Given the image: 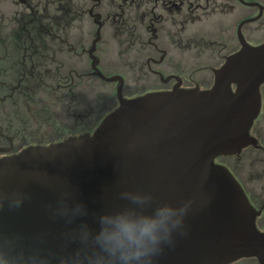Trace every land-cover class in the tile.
I'll list each match as a JSON object with an SVG mask.
<instances>
[{"label": "water", "instance_id": "1", "mask_svg": "<svg viewBox=\"0 0 264 264\" xmlns=\"http://www.w3.org/2000/svg\"><path fill=\"white\" fill-rule=\"evenodd\" d=\"M263 82L264 42L242 37L211 88L121 97L95 132L1 158L0 264H112L95 239L102 226L119 233L169 211L187 212L183 231L153 264L262 257L257 212L216 157L251 142ZM107 246L119 255L129 241Z\"/></svg>", "mask_w": 264, "mask_h": 264}, {"label": "flooded vegetation", "instance_id": "2", "mask_svg": "<svg viewBox=\"0 0 264 264\" xmlns=\"http://www.w3.org/2000/svg\"><path fill=\"white\" fill-rule=\"evenodd\" d=\"M262 17L264 0H0V159L95 132L121 97L211 88ZM260 93L251 142L216 161L264 233V82ZM230 264H264V253Z\"/></svg>", "mask_w": 264, "mask_h": 264}, {"label": "clouds", "instance_id": "3", "mask_svg": "<svg viewBox=\"0 0 264 264\" xmlns=\"http://www.w3.org/2000/svg\"><path fill=\"white\" fill-rule=\"evenodd\" d=\"M17 203L10 208H19ZM185 211L180 218H175L174 213L169 211L168 215L160 219H146V222L138 228H133L127 223L121 222L119 233L109 234L103 226L95 239L104 242L101 251L107 253V258L112 264H153L154 258L163 251L165 245H171L174 233L182 232L184 227ZM108 217H101V221ZM129 241V247L116 255L115 249L109 250L107 246L113 240L118 246H122L124 240Z\"/></svg>", "mask_w": 264, "mask_h": 264}, {"label": "rangeland", "instance_id": "4", "mask_svg": "<svg viewBox=\"0 0 264 264\" xmlns=\"http://www.w3.org/2000/svg\"><path fill=\"white\" fill-rule=\"evenodd\" d=\"M251 12L254 13L256 12L255 8L251 9ZM250 41L252 44H259L264 41V17L257 21H253L247 24L246 29H245ZM202 75L208 76L209 79L213 77V71L211 69H202L201 70ZM198 74V73H197ZM129 86H134V83L132 80L129 82ZM110 87V86H108ZM224 162H229L230 159L228 158H223L222 159ZM231 161V160H230Z\"/></svg>", "mask_w": 264, "mask_h": 264}]
</instances>
